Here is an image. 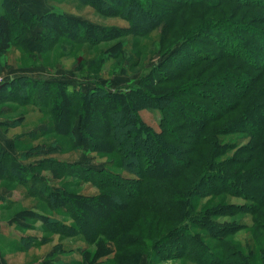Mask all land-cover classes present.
Masks as SVG:
<instances>
[{
    "label": "trees",
    "instance_id": "16d2710c",
    "mask_svg": "<svg viewBox=\"0 0 264 264\" xmlns=\"http://www.w3.org/2000/svg\"><path fill=\"white\" fill-rule=\"evenodd\" d=\"M92 1L98 10H118L128 25L110 30L60 11L37 15L20 10L14 0H0V55L14 43L34 57L61 38L93 46L117 39L93 62L96 75L107 58L123 60L128 36L144 38L162 28L152 39L161 62L128 88L110 90L98 77L92 79L93 88L84 90L66 80L29 77L0 84V108L7 104L13 114L32 106L38 112L5 126L32 125L35 119L47 126L15 138L13 148L26 146L24 136L39 141L18 156L0 145V180L25 187V198L46 203L54 212L30 208L16 211L14 218L39 220L45 232L85 243L61 242L50 256L80 255L57 264H143L144 256L148 264H264V27L237 14L239 5L264 10V0ZM37 24L44 26L39 35L32 32ZM142 48L151 50L148 44ZM137 55L139 64L143 52ZM142 109L160 112L158 131L143 121ZM237 134L247 141L222 138ZM82 150L109 162L104 168H83L57 157ZM35 158L38 162L23 163ZM45 171L58 186L41 179L39 172ZM81 183L93 184L100 193L67 189ZM225 196L246 203H226ZM20 203L5 202L0 210ZM246 215L251 225L242 221ZM240 230L251 234L249 241H235Z\"/></svg>",
    "mask_w": 264,
    "mask_h": 264
},
{
    "label": "rangeland",
    "instance_id": "374dc122",
    "mask_svg": "<svg viewBox=\"0 0 264 264\" xmlns=\"http://www.w3.org/2000/svg\"><path fill=\"white\" fill-rule=\"evenodd\" d=\"M18 2L19 9L21 10H32L36 12H32L37 15H43L51 12L52 10L63 12L65 15L74 17L75 19L83 20L88 23H92L95 26H105L107 29H117L119 27H125L128 25V20L117 13L118 10H110L109 7L102 8L105 9L103 11L98 10L94 5L92 0H14ZM110 1V0H107ZM254 2V0H250ZM260 6L264 7V3L260 2ZM230 6V5H229ZM228 6V7H229ZM235 6V5H234ZM227 7V8H228ZM232 7V6H231ZM236 7V6H235ZM246 5H239V9L237 10V14L239 15V20L242 21H252L256 23V25L260 27H264V24L259 23L261 21L260 16L264 15V10H256L257 8H244ZM247 10V11H246ZM104 11L109 12V14ZM244 16V18H243ZM163 23L161 24V26ZM110 27V28H109ZM44 30V26L41 24H37L35 28H33L32 32L35 35H39V33ZM111 30V29H110ZM162 28H158L152 35L146 36L144 38H139L138 36H128L126 40L127 42H131L128 45L124 46V52L121 54L120 58H123L121 61L115 62L113 59L107 58L104 66L102 68L101 74H95L92 70L94 68V63L96 58L99 56L100 51L107 50L109 47L114 45L117 42V39H111L107 41L100 42L97 46L85 44H76L72 45L67 42L63 38L61 41L51 48L46 49L45 52L38 53L36 56L31 57L29 53L26 52L23 45H15L10 48L8 51L0 55V84L7 83L13 81L15 79H19L21 77H26L35 80H48L51 82L66 80L73 87L79 90H84L88 88H93L95 86V82L92 80L94 77L101 78L100 82L102 85L106 86L110 90L114 89H125L128 88L130 84H137L142 75L148 72L152 67L156 66L161 62V56L159 55V50L156 46V41H152V39L157 38L159 32H161ZM16 34L18 30L15 29ZM113 33H110L108 36H112ZM53 36H56V33L53 32ZM233 37V36H231ZM136 39V40H135ZM140 41L142 42L140 46L138 44L133 43L132 41ZM158 41V40H157ZM232 41V40H231ZM144 44H148L151 47V50L142 48ZM133 46H137L134 48ZM142 46V47H141ZM139 51L143 52V60L140 61V56L137 55ZM115 50L112 52L114 53ZM147 56V57H145ZM83 58L85 59V66L82 68L80 64L83 62ZM121 63V67L117 63ZM124 69V70H123ZM126 70V71H125ZM125 71V72H123ZM7 104L1 105L0 109V145L4 152L11 153L14 156H18L19 153L25 152L28 147L36 145L39 141H33L31 136H24L23 141L26 146H22L19 144L13 148V144L16 141L15 138L27 131L29 129H45L47 126L45 123H38L37 119L30 125L31 122H27L26 124L20 126H5L7 121L12 122V120H16L17 117H22V114L27 118L31 116H36L38 112L32 108V106L20 107L19 110L15 111V113L10 114ZM140 116L145 123L150 125L156 131L159 130V117L160 112L158 110H148L142 109L140 111ZM21 119V118H20ZM37 126V127H36ZM39 130H36L37 133ZM243 135H227L225 137L222 136L224 140L227 142L231 140L241 139L240 143H243L247 140L241 138ZM61 143L65 144L66 148L69 149V141L63 137H57ZM43 141V139L41 140ZM233 142V141H231ZM52 157H55L53 155ZM58 158L64 159L66 161H77V165L83 168L88 167H97L104 168L109 162V157H101L96 153H88V151H76L68 154H60L57 156ZM21 162V158L18 159ZM34 161L38 162L35 159L25 160L27 165ZM119 173L126 175V173L122 170H118ZM41 179L49 184L54 185V187L58 186V183L51 174V172H39ZM64 180L67 183L75 184L78 183V179L73 180L69 178H65ZM4 181L0 180V207L5 202L9 203L10 201H21L22 203L18 204L14 207L13 210L10 211H1L0 210V264H57L61 262V259L73 260L76 257L79 258L80 254H73L70 256H50L54 250H56L57 246L63 242L65 245L72 246H85V243L79 239H71V238H62L60 235L49 234L45 232L44 227H42V222L36 219L28 218V219H18L14 218L16 211L28 210L30 208L33 209H41L44 213L54 214L46 205V203L33 200L30 198H25V187H22L18 183L7 184ZM10 182V181H7ZM65 182H61L60 184L64 186ZM57 183V185H56ZM56 185V186H55ZM76 185V184H75ZM81 186H76L75 188L71 186H67V189H74L72 191H80L85 195H95L100 193V190L91 183H81ZM25 188V189H24ZM209 197L203 198L200 202L205 203ZM218 201L215 200L212 204H215ZM225 202L231 204L242 205L246 202L240 197L233 196H225ZM40 210V211H41ZM57 217L62 218L60 215ZM242 216H237V218L241 219ZM11 218H14L11 220ZM87 220H90L86 217ZM220 221L230 220V218H219ZM67 221V219H65ZM242 221L251 225V217L249 215L243 216ZM264 235V234H263ZM32 238V239H31ZM251 238V234H249L245 230H240L234 235V239L236 242H246ZM30 240V243L24 240ZM43 240L44 244H34V242H39ZM44 240H46L44 242ZM263 245H264V236L262 237ZM22 247V248H19ZM21 249H24L21 250ZM143 264H148V258L146 256L142 259ZM179 262L176 261H165L160 264H177ZM182 263H187V261H183Z\"/></svg>",
    "mask_w": 264,
    "mask_h": 264
},
{
    "label": "crops",
    "instance_id": "0c3cea01",
    "mask_svg": "<svg viewBox=\"0 0 264 264\" xmlns=\"http://www.w3.org/2000/svg\"><path fill=\"white\" fill-rule=\"evenodd\" d=\"M29 10V9H28ZM30 11H32V10H30ZM32 12H36V11H32Z\"/></svg>",
    "mask_w": 264,
    "mask_h": 264
}]
</instances>
